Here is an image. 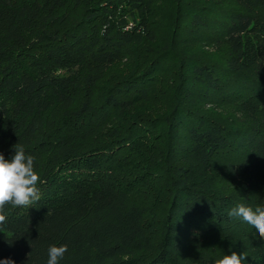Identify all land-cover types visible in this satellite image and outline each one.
I'll return each instance as SVG.
<instances>
[{"label":"trees","instance_id":"1","mask_svg":"<svg viewBox=\"0 0 264 264\" xmlns=\"http://www.w3.org/2000/svg\"><path fill=\"white\" fill-rule=\"evenodd\" d=\"M231 1L0 0V152L41 192L6 208L0 259L264 264L227 214L264 207V0Z\"/></svg>","mask_w":264,"mask_h":264},{"label":"clouds","instance_id":"2","mask_svg":"<svg viewBox=\"0 0 264 264\" xmlns=\"http://www.w3.org/2000/svg\"><path fill=\"white\" fill-rule=\"evenodd\" d=\"M14 155L6 159L0 152V227L7 222L6 208H29L41 199L39 188L40 175L35 168V158L26 154L20 143L13 146ZM230 218H237L252 226L259 237L264 239V207L238 204L228 213ZM68 251L67 245H50L47 250L46 264H60ZM247 255L233 251L224 255L215 264H244ZM0 264H15L11 258L0 259Z\"/></svg>","mask_w":264,"mask_h":264},{"label":"rangeland","instance_id":"3","mask_svg":"<svg viewBox=\"0 0 264 264\" xmlns=\"http://www.w3.org/2000/svg\"><path fill=\"white\" fill-rule=\"evenodd\" d=\"M221 1L222 2L224 1L225 5H232L233 4L231 0H221ZM166 6L167 5H165L163 3L160 5V7H162V8H165ZM162 14H163V12H162ZM158 20L160 21V23L162 22L163 24L166 22V19L165 18L163 19L161 15L158 17ZM190 48H194V50H200L201 52H206L208 54L215 51V49H211V47L209 48V47H201V46H194L193 45V46H190ZM133 68L134 67H133L132 61L127 62L126 60H123L122 62H120L114 68H112L110 70V72L108 73V77L113 78L114 76H117V75L127 74Z\"/></svg>","mask_w":264,"mask_h":264}]
</instances>
